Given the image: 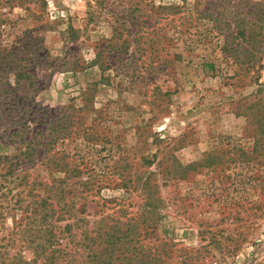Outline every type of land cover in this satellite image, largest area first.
I'll return each mask as SVG.
<instances>
[{
  "label": "rangeland",
  "instance_id": "1",
  "mask_svg": "<svg viewBox=\"0 0 264 264\" xmlns=\"http://www.w3.org/2000/svg\"><path fill=\"white\" fill-rule=\"evenodd\" d=\"M4 157L0 264H264V0H0Z\"/></svg>",
  "mask_w": 264,
  "mask_h": 264
},
{
  "label": "trees",
  "instance_id": "2",
  "mask_svg": "<svg viewBox=\"0 0 264 264\" xmlns=\"http://www.w3.org/2000/svg\"><path fill=\"white\" fill-rule=\"evenodd\" d=\"M48 145H51V143H48ZM11 160H13V159H10L9 157H4V158H0V162H6V163H10L11 162ZM19 163H17L16 165H18ZM16 165L14 166V165H10V167H9V169H10V171H9V173L10 174H13V167H16ZM70 227V226H69ZM57 241L59 242L60 241V238H58L57 239ZM103 252H105V250L104 251H101V253H103ZM62 254V255H61ZM96 255V254H95ZM99 255V254H98ZM58 257V259H63L65 256H67V257H69L70 255H68V253L65 255L64 253H62V251H58V255H57ZM97 256V255H96ZM87 258H90V256H88ZM97 258V257H96ZM119 260V259H118ZM122 260V259H121ZM124 260H126V261H129V262H132L133 261V259L132 258H128V257H125V259ZM74 261H77L76 259H74ZM83 262V261H82ZM159 263V260H158V258H156V257H154L153 259H152V261H150V264H158Z\"/></svg>",
  "mask_w": 264,
  "mask_h": 264
}]
</instances>
